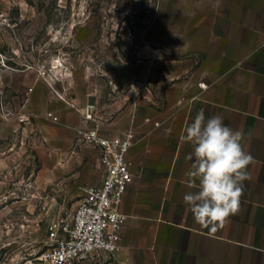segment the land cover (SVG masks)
Returning <instances> with one entry per match:
<instances>
[{"label": "rangeland", "instance_id": "rangeland-1", "mask_svg": "<svg viewBox=\"0 0 264 264\" xmlns=\"http://www.w3.org/2000/svg\"><path fill=\"white\" fill-rule=\"evenodd\" d=\"M218 2L0 0V264H46L38 257L48 221L72 212L82 187L102 177L77 137L86 106L97 103L108 124L127 107L107 111L125 95L120 81L156 75L162 54L169 61L178 48L165 52L162 40L185 36Z\"/></svg>", "mask_w": 264, "mask_h": 264}, {"label": "crops", "instance_id": "crops-1", "mask_svg": "<svg viewBox=\"0 0 264 264\" xmlns=\"http://www.w3.org/2000/svg\"><path fill=\"white\" fill-rule=\"evenodd\" d=\"M183 35L162 40L165 52L171 44L178 48L169 61L162 54L156 75H139L155 83L146 98L134 100L127 91L135 76L120 81L117 89L125 95L108 105L112 113L118 102L127 104L107 120L108 134L132 122L137 132L129 153L135 177L120 205L128 216L122 250L110 264H264V0H219L202 9ZM201 109L206 119L220 116L242 130L253 158L239 211L214 233L197 224L183 202L196 191L188 187L186 157L193 148L184 130Z\"/></svg>", "mask_w": 264, "mask_h": 264}, {"label": "built area", "instance_id": "built-area-1", "mask_svg": "<svg viewBox=\"0 0 264 264\" xmlns=\"http://www.w3.org/2000/svg\"><path fill=\"white\" fill-rule=\"evenodd\" d=\"M202 89L205 82H198ZM117 90V89H116ZM127 91L136 99L151 92L144 81L128 84ZM97 103L83 111L84 125L77 129L78 141L93 149L102 177L99 183L82 187L75 209L64 217L51 218L46 227V249L38 257L46 264H86L99 262L101 256L116 257L122 250V230L128 216L120 209L124 193L135 174L129 153L137 141L131 125L112 135L97 117ZM54 119H57L53 115ZM145 122H151L149 117ZM160 122H153L154 127Z\"/></svg>", "mask_w": 264, "mask_h": 264}, {"label": "clouds", "instance_id": "clouds-1", "mask_svg": "<svg viewBox=\"0 0 264 264\" xmlns=\"http://www.w3.org/2000/svg\"><path fill=\"white\" fill-rule=\"evenodd\" d=\"M184 132L193 148L186 157L191 161L188 187L196 191L186 193L183 202L195 222L214 233L239 211L253 158L243 147L242 130L225 125L220 116L206 119L203 109Z\"/></svg>", "mask_w": 264, "mask_h": 264}]
</instances>
